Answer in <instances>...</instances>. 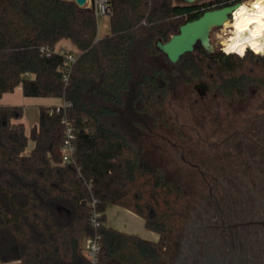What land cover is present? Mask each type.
Here are the masks:
<instances>
[{
    "label": "trees",
    "instance_id": "trees-1",
    "mask_svg": "<svg viewBox=\"0 0 264 264\" xmlns=\"http://www.w3.org/2000/svg\"><path fill=\"white\" fill-rule=\"evenodd\" d=\"M108 3L111 34L102 37L93 3L0 0V99L21 87L25 97L70 104L41 107L30 134L23 107L0 105V264H92L88 237L99 238L98 264H168L189 223L188 197L145 158L142 122L179 84L204 81L227 100L264 86V59L249 50L241 57L196 48L172 63L158 49L226 2ZM63 40L77 49L70 66L57 51ZM65 116L75 132L72 164L62 161ZM109 205L143 218L159 241L109 227Z\"/></svg>",
    "mask_w": 264,
    "mask_h": 264
},
{
    "label": "flooded vegetation",
    "instance_id": "flooded-vegetation-1",
    "mask_svg": "<svg viewBox=\"0 0 264 264\" xmlns=\"http://www.w3.org/2000/svg\"><path fill=\"white\" fill-rule=\"evenodd\" d=\"M229 101L246 106L241 115L229 113L227 122L216 119L212 136L199 135L206 148L197 170L206 195L198 224L185 229L182 250L188 255L178 253L173 264H264V86Z\"/></svg>",
    "mask_w": 264,
    "mask_h": 264
},
{
    "label": "rangeland",
    "instance_id": "rangeland-1",
    "mask_svg": "<svg viewBox=\"0 0 264 264\" xmlns=\"http://www.w3.org/2000/svg\"><path fill=\"white\" fill-rule=\"evenodd\" d=\"M195 1L202 3L208 0ZM252 1L242 0V3ZM87 5H90V0ZM231 30L225 25L221 29H213L210 35L211 52L229 53L227 46L232 39ZM110 34V19L103 16L99 19V35L105 37ZM256 55L264 57V52ZM202 82L204 81L179 84L169 92L164 100L163 108L142 122L144 129L141 134V144L144 156L153 167H159L167 178L182 184L188 197L186 215L189 226L198 224L199 202L202 196L206 195L205 190H202V186L199 185L197 170L199 152L206 148V143L201 142L199 135L212 136V126L216 119L227 122L229 113L232 114L235 111L236 114L241 115L246 106L244 102L232 106L231 101L224 98L218 91L210 89L205 82L207 88L205 86V89L202 88L204 89L202 95L199 91V88L203 86ZM185 233L186 230L174 238V252L168 264L176 263L180 252L183 256L188 255L182 250L184 243L182 239Z\"/></svg>",
    "mask_w": 264,
    "mask_h": 264
},
{
    "label": "crops",
    "instance_id": "crops-1",
    "mask_svg": "<svg viewBox=\"0 0 264 264\" xmlns=\"http://www.w3.org/2000/svg\"><path fill=\"white\" fill-rule=\"evenodd\" d=\"M57 50H65L77 54V49L68 40L61 41ZM65 104V100L61 98H34L25 97L21 87L17 88L13 93L4 94L0 99V105L4 106H21L24 108V117L22 122L26 131L30 134L31 129L38 125L41 107H59ZM34 147V142L30 141L27 154ZM107 225L118 231L138 236L153 242L159 241L160 237L157 233L149 231L145 226L143 218L133 212L116 205H109L106 209Z\"/></svg>",
    "mask_w": 264,
    "mask_h": 264
},
{
    "label": "water",
    "instance_id": "water-1",
    "mask_svg": "<svg viewBox=\"0 0 264 264\" xmlns=\"http://www.w3.org/2000/svg\"><path fill=\"white\" fill-rule=\"evenodd\" d=\"M73 1L80 7L88 4V0H64ZM194 3L195 0H186ZM224 2L233 0H221ZM241 6L237 3L233 6L224 7L204 12L198 19L188 22L180 29V33L173 36L167 43H158V49L165 54L172 63H177L180 58L193 52L200 44L205 50L211 46L210 35L213 29L223 28L226 22L230 21L232 14ZM203 86L207 88L204 83Z\"/></svg>",
    "mask_w": 264,
    "mask_h": 264
},
{
    "label": "bare ground",
    "instance_id": "bare-ground-1",
    "mask_svg": "<svg viewBox=\"0 0 264 264\" xmlns=\"http://www.w3.org/2000/svg\"><path fill=\"white\" fill-rule=\"evenodd\" d=\"M256 5H258V7ZM242 8L244 9L243 12H241ZM225 26L232 29L230 33L233 36L227 46V50L233 46H242L246 53L247 50L253 51L251 45L256 44L258 47H261L263 53L264 0H253L250 4L242 3V5L234 12L232 20L226 22ZM254 33L257 34L254 35ZM228 52L237 53L235 51Z\"/></svg>",
    "mask_w": 264,
    "mask_h": 264
},
{
    "label": "built area",
    "instance_id": "built-area-1",
    "mask_svg": "<svg viewBox=\"0 0 264 264\" xmlns=\"http://www.w3.org/2000/svg\"><path fill=\"white\" fill-rule=\"evenodd\" d=\"M92 3L94 4L96 16L98 17V19H100L103 16L110 17L111 9L109 7L108 0H94V1L90 0V4ZM246 3L250 4V2H246ZM57 51L65 54L66 65L70 66L72 63H75L77 54L65 50H57ZM45 52L50 54L48 50H46ZM67 80H68V76L65 77V81ZM69 105L70 104L65 102L64 105L58 107L57 111L60 110V107L65 109ZM63 124L65 125V140L62 146V159H63L62 161L63 164H72L75 162V145H74L75 132L72 123L69 121V119L66 116L63 119ZM95 203L96 202H94V204ZM99 217L100 214L95 212L93 215V223L95 226L99 225V221H98ZM98 239H99L98 237H88L84 241L86 253L88 257L91 259L92 264H98L99 261V252L101 250V246Z\"/></svg>",
    "mask_w": 264,
    "mask_h": 264
},
{
    "label": "clouds",
    "instance_id": "clouds-1",
    "mask_svg": "<svg viewBox=\"0 0 264 264\" xmlns=\"http://www.w3.org/2000/svg\"><path fill=\"white\" fill-rule=\"evenodd\" d=\"M258 7V5H256ZM244 9L242 8L241 9V12H243ZM257 34V33H254V35ZM253 51L257 54H261L262 53V49L261 47H258L256 44H252L251 45ZM228 51H235L238 53L239 56L243 57L245 52H244V48L241 46V47H237V46H233L232 48L228 49Z\"/></svg>",
    "mask_w": 264,
    "mask_h": 264
}]
</instances>
